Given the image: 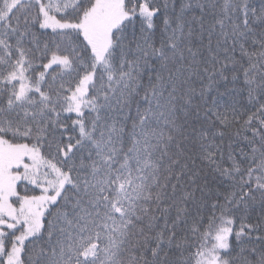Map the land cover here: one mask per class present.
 Listing matches in <instances>:
<instances>
[{
	"label": "snow or ice",
	"instance_id": "obj_1",
	"mask_svg": "<svg viewBox=\"0 0 264 264\" xmlns=\"http://www.w3.org/2000/svg\"><path fill=\"white\" fill-rule=\"evenodd\" d=\"M0 264H264V0H0Z\"/></svg>",
	"mask_w": 264,
	"mask_h": 264
}]
</instances>
